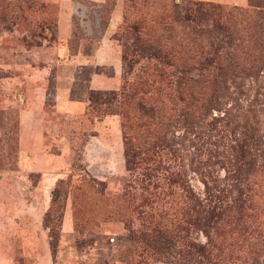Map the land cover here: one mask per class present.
Returning <instances> with one entry per match:
<instances>
[{
  "label": "rangeland",
  "instance_id": "1",
  "mask_svg": "<svg viewBox=\"0 0 264 264\" xmlns=\"http://www.w3.org/2000/svg\"><path fill=\"white\" fill-rule=\"evenodd\" d=\"M110 3L0 0V264H214L197 252L210 234L208 215L198 222L192 208L199 200L207 213L222 210L242 175L264 162L263 61L254 74L223 68L207 115L170 120L164 164L127 170L120 118L97 119L70 98L71 91L84 98L88 88L120 90L136 70L157 65L123 61L130 49L119 37L123 0L112 10ZM257 23L264 56V16ZM246 28L238 34L243 50ZM214 39L220 44L221 33ZM66 185L53 250L45 217L53 191L62 198ZM161 224L173 241L156 249L151 230ZM235 264H264V257Z\"/></svg>",
  "mask_w": 264,
  "mask_h": 264
},
{
  "label": "trees",
  "instance_id": "2",
  "mask_svg": "<svg viewBox=\"0 0 264 264\" xmlns=\"http://www.w3.org/2000/svg\"><path fill=\"white\" fill-rule=\"evenodd\" d=\"M114 5L115 0H111L110 10ZM122 5L119 37L130 42L123 61L130 56L134 62H157L158 67L136 70L120 90L88 88L84 98L73 91L70 98L84 101L86 113L97 119L120 118L125 164L127 170L133 171L144 164H164L169 156L164 146L173 117L193 121L207 115L223 68L246 74L261 69L264 56L258 45L257 19L264 16V0H247V8L189 0H123ZM107 25L108 21L103 22V28ZM243 25L247 27L245 50L240 48L244 39L238 36ZM215 32L222 35L221 45L215 42ZM242 176L237 196L222 210L207 213L199 200L192 208L198 222L200 215H208L206 233L210 234L206 235V245L198 246L197 252L214 264H235L246 256L264 257V162L257 168L250 167ZM177 179L173 183L180 182V188L186 191L184 182ZM62 184L60 180L57 188ZM57 188L52 194V215H47L44 223L53 250L58 238L56 226L63 217L58 212L69 187L66 185L62 198ZM188 208L183 214H188ZM167 226L152 227L151 246H169L173 237ZM184 252L187 251L179 254L183 256Z\"/></svg>",
  "mask_w": 264,
  "mask_h": 264
},
{
  "label": "crops",
  "instance_id": "3",
  "mask_svg": "<svg viewBox=\"0 0 264 264\" xmlns=\"http://www.w3.org/2000/svg\"><path fill=\"white\" fill-rule=\"evenodd\" d=\"M233 2L231 3H226V2H217V3H220V4H233V5H236V6H245L246 5V2H247V0H245V5H243V4H240V3H238L236 0H232ZM241 1H243V0H241ZM97 65L99 64V62H97L96 63ZM64 218H65V216H64Z\"/></svg>",
  "mask_w": 264,
  "mask_h": 264
}]
</instances>
